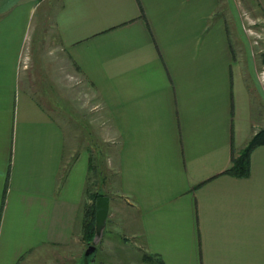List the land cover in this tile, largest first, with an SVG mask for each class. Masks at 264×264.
<instances>
[{
	"label": "crops",
	"instance_id": "0c3cea01",
	"mask_svg": "<svg viewBox=\"0 0 264 264\" xmlns=\"http://www.w3.org/2000/svg\"><path fill=\"white\" fill-rule=\"evenodd\" d=\"M242 3L264 19V0H0V264H81L102 181L125 264H264V144L227 172L264 128Z\"/></svg>",
	"mask_w": 264,
	"mask_h": 264
},
{
	"label": "rangeland",
	"instance_id": "374dc122",
	"mask_svg": "<svg viewBox=\"0 0 264 264\" xmlns=\"http://www.w3.org/2000/svg\"><path fill=\"white\" fill-rule=\"evenodd\" d=\"M42 7H43V3L39 5V10ZM242 7H243L244 11H246V15L245 14L244 15L249 18L248 21L249 22L252 21L251 25H250V23H247V24H249V26L252 27L251 39L256 40V42L252 43V44L257 49V53L259 52L258 53L259 57H262V52H263V48H264V19L261 15H259L255 18V16H253L252 11L251 10L249 11V9L246 6H244L243 3H242ZM253 25H255V27ZM97 146H98V151H100L102 146L103 147L107 146L109 149L110 156H111L110 160L106 159V158H102L103 160H101L100 156L106 157V154L104 153V156H103L102 153H97V158H96L98 160L97 166H98V169L101 170V174H104V178L107 175V180H111V179L113 180L114 178H115V180H117V178L119 179V176L121 175L120 169H119V168H121L120 165L119 166L114 165V168L109 169L108 172L102 168L103 167L105 168V165L107 163H110V162H112L114 164L116 163V156L113 155L111 149H113V146L118 148L120 146V144H118L116 142V140H114V143L113 142H106L104 144H98ZM104 172H107V173H104ZM98 177H100V176H98ZM102 182H98V184L96 183L97 188L99 186V191L101 193L107 195L108 197L109 196L112 197L113 191L108 190L106 188L107 182L106 183L104 182L103 184H102ZM114 190H115V187H114ZM119 216L125 218V206L120 209ZM120 223H121V221H120ZM116 231L121 233V234H111V232L107 230V223H105V227H104L102 236L96 245L97 249H95L94 251H92L88 255H85L84 251H83V256L81 257V264H84L85 262H88V264H125V254L124 255L113 254V252H112L113 250L110 249L109 245L106 243V238H111V237L115 236L116 242H118L120 244L124 243V245H125V239H123V236H124L123 233H125V223L122 224L119 228H117ZM128 246L130 247V245H128ZM84 250H85V248H84Z\"/></svg>",
	"mask_w": 264,
	"mask_h": 264
},
{
	"label": "trees",
	"instance_id": "16d2710c",
	"mask_svg": "<svg viewBox=\"0 0 264 264\" xmlns=\"http://www.w3.org/2000/svg\"><path fill=\"white\" fill-rule=\"evenodd\" d=\"M257 144H264V128H260L245 144V146L236 154L231 156V165L227 172L234 175H246L249 165V154L254 146ZM101 193L99 190L92 192V209L90 218L86 224V239L87 245L91 242L94 233V206L95 197Z\"/></svg>",
	"mask_w": 264,
	"mask_h": 264
},
{
	"label": "water",
	"instance_id": "95a60500",
	"mask_svg": "<svg viewBox=\"0 0 264 264\" xmlns=\"http://www.w3.org/2000/svg\"><path fill=\"white\" fill-rule=\"evenodd\" d=\"M109 197L105 194H99L95 197L94 206V233L91 242L86 246L84 254L88 255L95 250L99 242L106 223L108 213Z\"/></svg>",
	"mask_w": 264,
	"mask_h": 264
}]
</instances>
